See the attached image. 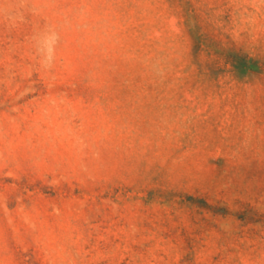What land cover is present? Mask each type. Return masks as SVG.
I'll use <instances>...</instances> for the list:
<instances>
[{
	"label": "rangeland",
	"instance_id": "374dc122",
	"mask_svg": "<svg viewBox=\"0 0 264 264\" xmlns=\"http://www.w3.org/2000/svg\"><path fill=\"white\" fill-rule=\"evenodd\" d=\"M0 264H264V0H0Z\"/></svg>",
	"mask_w": 264,
	"mask_h": 264
},
{
	"label": "trees",
	"instance_id": "16d2710c",
	"mask_svg": "<svg viewBox=\"0 0 264 264\" xmlns=\"http://www.w3.org/2000/svg\"><path fill=\"white\" fill-rule=\"evenodd\" d=\"M242 66H244L246 69H251V67H253V64H251V62L249 63V65H247V62L242 64Z\"/></svg>",
	"mask_w": 264,
	"mask_h": 264
},
{
	"label": "clouds",
	"instance_id": "9594fccd",
	"mask_svg": "<svg viewBox=\"0 0 264 264\" xmlns=\"http://www.w3.org/2000/svg\"><path fill=\"white\" fill-rule=\"evenodd\" d=\"M48 59L50 60L51 58L49 57Z\"/></svg>",
	"mask_w": 264,
	"mask_h": 264
}]
</instances>
